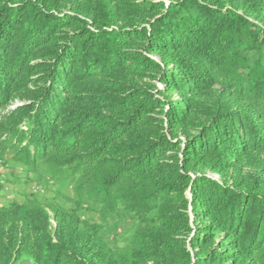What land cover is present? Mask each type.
<instances>
[{"label": "trees", "instance_id": "1", "mask_svg": "<svg viewBox=\"0 0 264 264\" xmlns=\"http://www.w3.org/2000/svg\"><path fill=\"white\" fill-rule=\"evenodd\" d=\"M8 153L140 224L12 202L0 264H264V0H0Z\"/></svg>", "mask_w": 264, "mask_h": 264}, {"label": "rangeland", "instance_id": "2", "mask_svg": "<svg viewBox=\"0 0 264 264\" xmlns=\"http://www.w3.org/2000/svg\"><path fill=\"white\" fill-rule=\"evenodd\" d=\"M14 162L10 153L0 160V202H10L12 198L25 201L28 197L22 192V187L26 186L27 182L44 183L43 189L49 191L50 196L43 198L42 203H56V200L64 208H74L78 203L80 216L99 225L100 237L108 247L115 251L130 247L135 229L140 224V217L136 212L129 210L121 202H115L113 208L108 209L86 196L79 199L74 190L76 176L70 175L65 168L50 171L41 167L35 171H27V167ZM15 165L19 166L15 168ZM26 172L31 173L32 177L29 178ZM210 176L221 179L217 173H210ZM17 264H31V261L21 258Z\"/></svg>", "mask_w": 264, "mask_h": 264}, {"label": "crops", "instance_id": "3", "mask_svg": "<svg viewBox=\"0 0 264 264\" xmlns=\"http://www.w3.org/2000/svg\"><path fill=\"white\" fill-rule=\"evenodd\" d=\"M14 162V161H13ZM15 163V162H14ZM17 166H19V165H15L14 167L15 168H17ZM22 166H24V165H22ZM24 167H26V166H24ZM27 170V169H26ZM27 171H30L29 169L27 170ZM27 173V172H26ZM28 174V176H29V178H31L32 176V174L31 173H27ZM28 184H26V186H23L22 187V192L25 194V195H27V197L28 198H31V197H34V198H36L39 202H42L41 200L43 199V198H46L47 196H50V192L49 191H45L44 189H43V185H44V183H40V182H35V181H29V182H27ZM42 184V185H41ZM73 188V187H72ZM45 191V192H44ZM73 191V190H72ZM12 200H13V202H18V203H21V202H23L24 201V199L23 200H18V199H15V198H12L11 199V201L10 202H4V201H2V202H0V206H8V205H10L11 203H12ZM6 201V200H5ZM55 202L58 204V205H60V206H62L58 201H56L55 200ZM96 204H99V203H97L96 202Z\"/></svg>", "mask_w": 264, "mask_h": 264}]
</instances>
